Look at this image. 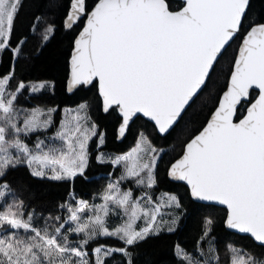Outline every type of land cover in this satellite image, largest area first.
<instances>
[{"label":"snow or ice","instance_id":"1","mask_svg":"<svg viewBox=\"0 0 264 264\" xmlns=\"http://www.w3.org/2000/svg\"><path fill=\"white\" fill-rule=\"evenodd\" d=\"M259 3L257 11L256 0H69L60 25L41 14L22 33L25 0H0V65H9L0 73V264H143L144 243L176 232L185 200L198 205L201 231L190 247L173 245L174 264H264ZM58 27L76 33L68 92L94 94L73 108L33 105L54 83L17 73L37 32V47L46 46ZM206 97L215 101L210 118L164 171L184 195L162 190L168 151L156 140L181 129ZM96 112L132 145L107 150ZM93 165L110 171L90 177ZM21 169L69 185L56 211L26 202L9 180ZM78 180L98 188L78 192Z\"/></svg>","mask_w":264,"mask_h":264},{"label":"trees","instance_id":"2","mask_svg":"<svg viewBox=\"0 0 264 264\" xmlns=\"http://www.w3.org/2000/svg\"><path fill=\"white\" fill-rule=\"evenodd\" d=\"M69 0H25V8L23 9L20 19V31L27 33L29 25L33 18L43 14L48 17L50 14L56 19L57 25L61 24L64 13L67 11ZM257 11L260 10L259 0H256ZM58 5V6H56ZM42 31V27L40 29ZM75 32H66L61 27L57 28L56 35L47 43L46 46L37 47L40 44V32L38 31L35 38L29 42L28 49L31 53L27 61L17 68V73L27 79L39 81L47 80L54 83V89L41 93L32 104H40L42 106H58L60 109L65 107L73 108L84 99L92 102L94 94L92 92H80L79 94H68L67 82L69 79L70 65L69 60L73 50V40ZM8 60L0 65V73L8 69ZM225 71L227 68L225 67ZM224 84L221 78L217 88ZM215 101L212 97H206L202 100L201 105L195 107L191 113L185 118V124L178 129L176 133L166 139H157L158 146H163L168 151V155L164 158V164L161 165V184L160 189L176 192L184 195L185 189L174 182L167 180L164 176L166 165L173 157H178L182 151L183 143L194 133L204 126L210 118V112L213 109ZM206 105V106H205ZM61 112H57L56 119L60 120ZM94 117L101 127L107 132L108 144L107 150L112 152H121L126 150L133 143V137L129 136L126 141L119 142L115 137L117 135L116 126L113 121L104 117L100 112L94 113ZM137 127H141L138 125ZM151 131V128H147ZM154 135V134H153ZM110 171L108 167L93 165L89 170L90 177H101ZM9 180L17 187L22 188L26 202H31L39 211L41 209L56 211V206L63 200L69 190L68 184L53 182L49 180H41L30 176L27 169L9 176ZM98 188L96 183L78 180L76 189L78 192L85 194H94ZM186 212L181 220L176 232L163 233L160 237L149 238L143 245L142 262L143 264H174L173 245L177 242L188 245L194 243L201 231L202 213L198 205L189 200H185ZM45 215L48 212L44 213ZM217 216H222L223 212L216 210ZM217 235L223 240L225 232L219 228ZM237 243L249 244L250 241L240 240L238 237H232ZM109 244H116L114 240L107 241Z\"/></svg>","mask_w":264,"mask_h":264},{"label":"water","instance_id":"3","mask_svg":"<svg viewBox=\"0 0 264 264\" xmlns=\"http://www.w3.org/2000/svg\"><path fill=\"white\" fill-rule=\"evenodd\" d=\"M70 59H71V57H70ZM69 65H70V60H69ZM69 77H70V73H69ZM68 80H69V79H68ZM67 88H68V82H67ZM67 91H68V90H67ZM68 94H69V95H72L73 93H69V92H68ZM118 141H119V142H122V141H120V140H118Z\"/></svg>","mask_w":264,"mask_h":264},{"label":"rangeland","instance_id":"4","mask_svg":"<svg viewBox=\"0 0 264 264\" xmlns=\"http://www.w3.org/2000/svg\"><path fill=\"white\" fill-rule=\"evenodd\" d=\"M48 90H51V88H50V89H46L45 91H48ZM45 91H44V92H45Z\"/></svg>","mask_w":264,"mask_h":264}]
</instances>
